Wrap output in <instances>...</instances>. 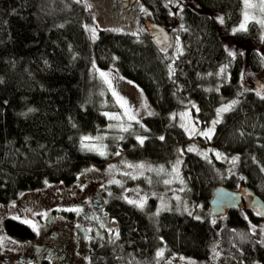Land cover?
Returning <instances> with one entry per match:
<instances>
[{
    "label": "trees",
    "instance_id": "16d2710c",
    "mask_svg": "<svg viewBox=\"0 0 264 264\" xmlns=\"http://www.w3.org/2000/svg\"><path fill=\"white\" fill-rule=\"evenodd\" d=\"M172 2L136 0L132 9L118 10L131 16L123 15L121 22L146 18L145 23L168 28L173 42L162 51L148 31L137 36L101 28L93 40L86 29L93 13L83 0H0V204L46 183H73L89 163L101 165L123 152L160 163L174 159L181 147L187 195L205 210L210 212L219 184L247 185L264 199V93L257 94L252 79L250 87L243 83L245 73L264 79V57L245 43L259 36L262 26L252 21L248 29L232 33L242 19V0H191L178 12ZM229 36L246 51L229 56ZM113 65L145 94L154 111L143 118L148 128L143 144L130 134L122 142L125 151L117 155L113 145L102 156L82 149L81 138L100 134L109 123L105 114L112 106L103 104L97 69ZM225 66L229 79L219 90L207 89V75ZM236 99L212 140L217 150L238 157L236 172L221 178L212 163L188 151L190 137L173 114L195 104L198 122L207 128L218 107ZM114 196L118 251L92 264H178L157 256L163 244L168 256L204 263L211 261L217 243L222 263L264 264V245L252 231L262 218L247 200L212 219L206 211L203 218L176 211L149 215ZM5 226L16 237L31 235L14 220Z\"/></svg>",
    "mask_w": 264,
    "mask_h": 264
},
{
    "label": "rangeland",
    "instance_id": "374dc122",
    "mask_svg": "<svg viewBox=\"0 0 264 264\" xmlns=\"http://www.w3.org/2000/svg\"><path fill=\"white\" fill-rule=\"evenodd\" d=\"M77 1V0H76ZM88 6V9L93 13V22L86 23V29L92 38V32L89 29L94 28L96 38L101 28L111 29L113 31H124V32H134L137 36L140 33L147 32L145 26L146 18H139L136 23H128L127 21L121 22L118 20L120 12H116L113 15L110 10V2L106 0H83ZM173 1V0H172ZM191 3V0H174V7L176 12L184 7L186 3ZM243 2V14L240 23L234 28L239 29L242 23H245L244 14L248 13V21L245 24V30L248 29L252 21L258 22L262 26V32L259 36L254 37L248 44L250 49H257L262 56L264 57V10H262L261 0H248V4L251 6L245 5V0ZM193 5H196L193 3ZM90 6V7H89ZM125 15V14H122ZM128 15V14H126ZM232 33H235L234 31ZM240 31V30H237ZM226 45L231 52L246 51L245 48H238L237 44L234 43V40L229 36L225 37ZM224 68V67H222ZM221 69V68H220ZM220 69L216 72L209 73L207 75L210 78L211 83L206 84L207 89H216L219 90L222 83L229 79V75L225 71L221 74ZM100 72H105L108 74V81L106 83L104 78L100 76ZM98 79L103 85L104 89V106H112L110 111H108L109 123L107 127L98 135L93 138L100 137L101 139H92L87 141L88 144H95L98 148L106 153L111 151L109 147L116 145L118 148L117 153L121 154L125 151V148L122 145V142L130 135L137 137H145V132L148 128L143 122V118L148 115L149 112L153 113V107L149 103L145 94L131 81L127 80L123 75L119 74L115 65L111 66L108 70L97 69ZM261 79L258 74L249 76L248 73H245L243 77L244 86L250 87L248 80ZM208 80V81H210ZM248 89V88H244ZM117 95H113V93ZM117 96L123 98L124 101H127L125 107H121L120 103L117 101ZM238 101V99H236ZM233 101V100H232ZM231 101L220 105L218 108L222 107L225 104H229ZM147 105V107H145ZM193 105L195 107H193ZM115 110V111H114ZM126 111L129 114L135 115L136 120H129L128 116L125 115ZM197 105L189 104L184 108H181L173 114L174 120L181 126L186 125L191 130L192 125H195L197 134L189 135V131H186L190 137L189 142L186 145V148H194L193 152L201 155L208 162L212 163L216 170L218 171L221 178H226L232 173L236 172L237 160L233 163V158L236 156H228L222 151L217 150L214 147L212 142L215 135L216 128L220 123L223 122L225 113H222L220 116V122L215 125L214 130L211 133V139H208L204 136L199 135L200 131H208L209 128H212V121L217 119L216 117L211 121L210 125L207 128H203L196 116ZM183 113H188L187 116H182ZM110 116H119V119H110ZM137 121H139L137 123ZM129 125H131L129 127ZM123 128H128V131H123ZM185 129V127H183ZM186 130V129H185ZM123 152L121 156L108 160L104 164H98L96 162L89 163L86 165L80 176L89 184V180L92 182L89 184L90 188L95 189L96 187H105L107 189L106 195L110 197H120L128 202V200L144 201V207L137 208L142 209L149 215H156L162 211L170 210L176 211L179 213H191L196 217L203 218L206 212L209 214V210H205L203 205L197 203L196 201L190 199L187 195V182L182 174V161H183V152L182 147L179 153L174 159L167 160L160 163H155L143 159H131L126 156ZM216 153L220 154V158H217ZM206 154V156L204 155ZM179 161V164L177 162ZM225 163V165H221ZM133 165V167H128L127 165ZM143 164V168L135 167L136 165ZM113 166V167H110ZM178 167V172L173 171V167ZM163 168V171H159L160 168ZM87 169H93L91 171H86ZM154 169V170H149ZM142 173V174H141ZM135 177V179H133ZM170 181V183L165 184L164 181ZM110 181H118L119 183ZM243 185L233 186L234 189H239ZM125 197L127 199H125ZM134 205V204H132ZM206 211V212H205ZM8 214L6 206L0 204V238L3 237L4 227L3 220L4 217ZM212 219H215L211 216ZM255 226V230H253ZM252 231L256 239L264 245V220H258L253 223ZM2 242H0V245ZM166 247L163 244L160 247V250H163V255L160 256L163 259H166L168 262H176L178 264H223L221 262V252L219 248V243L214 246V252L211 261L200 263L196 260L187 258L182 255H171L168 256L166 253ZM230 264H235L231 261Z\"/></svg>",
    "mask_w": 264,
    "mask_h": 264
},
{
    "label": "flooded vegetation",
    "instance_id": "af4514ba",
    "mask_svg": "<svg viewBox=\"0 0 264 264\" xmlns=\"http://www.w3.org/2000/svg\"><path fill=\"white\" fill-rule=\"evenodd\" d=\"M106 2L115 15L125 7L132 9L136 0ZM121 14L119 21L124 18ZM89 184L79 175L73 183H46L4 204L8 214L3 220L0 264H92L106 252L118 251L120 225L112 213L113 198L106 195L105 187L92 189ZM8 219L29 229L31 235H11L5 226Z\"/></svg>",
    "mask_w": 264,
    "mask_h": 264
},
{
    "label": "water",
    "instance_id": "95a60500",
    "mask_svg": "<svg viewBox=\"0 0 264 264\" xmlns=\"http://www.w3.org/2000/svg\"><path fill=\"white\" fill-rule=\"evenodd\" d=\"M145 25L156 46L162 51H167L173 42L171 31L164 25L150 20L146 21ZM255 84L257 93H264V82L258 79ZM245 199L256 214L264 213V199L252 188L243 185L239 189H233L224 184L217 185L213 191L209 203L210 213L213 217L225 216L229 210L239 208ZM258 216L264 220V215Z\"/></svg>",
    "mask_w": 264,
    "mask_h": 264
},
{
    "label": "snow or ice",
    "instance_id": "6c2138e0",
    "mask_svg": "<svg viewBox=\"0 0 264 264\" xmlns=\"http://www.w3.org/2000/svg\"><path fill=\"white\" fill-rule=\"evenodd\" d=\"M245 5L246 6H251V5L248 4V0H245ZM261 5H262V10H264V0H261ZM248 19H249L248 13L245 12V14H244L245 23H242L240 25V28L239 29H234V31H237V30H245V24L247 23ZM221 22H223L222 19H221ZM261 23H264V21H261ZM89 30L92 32V39L95 40L96 39L95 29L92 28V29H89ZM133 35H135V33H133ZM235 55H236V53L229 52V56H233L234 57ZM226 67L227 66H225L224 68H221L220 69V73L221 74L225 71V68ZM100 76L102 78H104V80H105L106 83H109L110 84V81H108V74L107 73L100 72ZM257 94L259 95V93H257ZM113 95H117V94L114 92ZM117 101H118V103H120V106L121 107H125L126 104H127V101H124L123 98H121L119 96H117ZM237 103H238L237 100H233L229 104H225L222 107L218 108L216 110L217 119H215V120L212 121V128H209L208 131H200L198 134L201 135V136H204V137H206L208 139H211V133L214 130L215 125L220 122V116H221V114L222 113L229 112L234 107V105L237 104ZM145 107H147V105H145ZM193 107H195V106L193 105ZM29 111H33V109H29ZM197 111H198V109H197ZM105 115H108V114L106 113ZM125 115L128 116V119L129 120H133V121L136 120V116L135 115H132V114H129L128 111H126ZM148 115H152V113L149 112ZM187 115H188V113H183L182 114V116H187ZM119 118H120L119 116H110V119H119ZM138 122L139 121H137V123ZM130 126L131 125H129V127ZM181 127H185L186 131H189V129H188V127L186 125H183L182 124ZM123 131H128V128H123ZM195 134H197V130L195 128V125L193 124L192 127H191V130L189 131V135H195ZM92 139H97L98 140V139H101V138L100 137L93 138V137H90V136H84V137H82L81 138V147H82V149H85V150H88V151H96V152H98L102 156L103 155H106V153L104 151H102L100 148H98L97 145L85 143V141H89V140H92ZM144 139H145L144 137H137V140L139 141L140 144H143L144 143ZM160 139L163 140L164 137H160ZM194 150H195L194 148H189L188 149V151H194ZM116 154L119 155V153H116ZM204 155L206 156V154H204ZM216 156H217V158H220V154L219 153H216ZM237 159H238V157H234L233 158V163H235V161ZM177 164H179V161L177 162ZM127 166L130 167V168L133 167V165H131V164H129ZM110 167H113V166H110ZM135 167L143 168L144 165L143 164L136 165ZM91 170H93V169H87L86 171H91ZM149 170H154V169H149ZM159 171H163V168L161 167L159 169ZM173 171L174 172H178V167L174 166L173 167ZM133 179H135V177H133ZM111 182L119 183L118 181H110V183ZM164 183L165 184H168V183H170V181H167L166 180V181H164ZM125 199H127V198L125 197ZM128 203L134 204V205H136V206H138L140 208H143L144 207V201L143 200H140V201L128 200ZM68 211H77V212H79L80 210L79 209H68ZM189 215H191V213H189ZM257 215H264V213L258 212ZM24 222L25 223H31L30 221H27V220L24 221ZM32 227L35 229L36 228V225L33 224ZM253 230H255V226H253ZM2 239L3 238H0V241H2ZM162 255H163V250H160L157 253V256H162Z\"/></svg>",
    "mask_w": 264,
    "mask_h": 264
}]
</instances>
